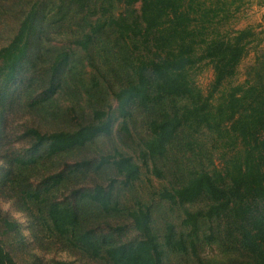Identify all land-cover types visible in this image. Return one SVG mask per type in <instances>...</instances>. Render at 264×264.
Wrapping results in <instances>:
<instances>
[{"label": "trees", "instance_id": "1", "mask_svg": "<svg viewBox=\"0 0 264 264\" xmlns=\"http://www.w3.org/2000/svg\"><path fill=\"white\" fill-rule=\"evenodd\" d=\"M58 1V8L70 10L77 15L78 26L85 27L71 39L74 46L88 50L103 29L113 35L118 51L128 43L131 56L124 63L120 82L118 75L117 83L108 86L112 107L92 108L88 117L64 129L26 128L28 149L50 158L108 135L114 124L125 132L127 120L139 109L144 113L146 134L137 156L144 169L162 177L161 163L172 147L190 151L185 155L184 171L174 172L180 174L178 180L151 191L168 205L181 207V217L177 226L165 221L158 232L151 220V205L137 200L125 206L118 201L117 191L138 178L140 165L115 148L79 164L94 171L109 167L119 179L109 177L105 185L73 187L56 199L53 191L75 174L76 167H61L40 176L37 171L22 175L18 171L19 178L15 174L10 182L24 183L22 202L28 198L38 204L41 224L63 247L104 264H166L170 254L185 259L191 254L197 259L198 247L207 243L232 255L228 254L226 262L207 260L206 264H264V80L254 71L251 81L245 76L239 83L223 86L233 76L247 38L252 36L249 27L230 34H218L211 27L217 13L226 11L224 0H117L122 7L116 15L108 13L93 21L86 9L98 2L104 11L103 3L111 5V0ZM133 4H137L135 12ZM39 5L40 0L29 3L10 39L0 45V87L18 79L31 36L41 31L37 29H41ZM257 26L259 32L264 31V12ZM69 57L64 49L53 53L40 100L56 91L65 73L70 75ZM202 60L211 67V89L222 88L213 101L210 91L202 94L189 73ZM206 137L209 148L204 147ZM203 152L214 153L219 165L210 157L205 158L209 167L202 163ZM34 162L30 157L18 161L29 167ZM83 208L87 212L81 215ZM97 216L125 217L135 236L120 240L127 225L107 223L102 228L92 220ZM2 226L3 233L16 230L14 222L6 219ZM0 264H18L1 244Z\"/></svg>", "mask_w": 264, "mask_h": 264}, {"label": "rangeland", "instance_id": "2", "mask_svg": "<svg viewBox=\"0 0 264 264\" xmlns=\"http://www.w3.org/2000/svg\"><path fill=\"white\" fill-rule=\"evenodd\" d=\"M32 0H0V45L5 44L14 33L17 24ZM228 2L224 12H218L211 27L218 34H230L232 31L249 27L252 36L245 45L244 53L234 66V74L224 81L225 88L241 82L245 76L250 81L254 71H258L264 80V31L259 32L257 24L264 12V0H224ZM58 0H40L37 12L38 23L41 25L40 33H33L26 57L21 62L18 79L14 83L0 87V244L8 251L18 264H104L101 261L89 259L77 251L63 247L60 242L50 235L46 226L40 219L38 204L26 198L23 203L22 186L24 183L13 184L11 178L18 171H37V175L45 171L74 166L77 171L69 175L53 191L56 199L67 195L73 187L89 186L93 183L105 185L109 177L119 179V176L109 167L94 171L92 167H83L82 160H95L98 155L110 152L113 148L132 157L140 165L138 178L128 188L117 191L118 201L125 206H133L137 200L151 205V220L158 227L169 221L175 226L181 217V207L168 205L165 201L151 194L161 186L173 185L180 174L174 172L184 171L186 157L190 151L182 152L172 147L166 160L161 163L162 177L154 176L144 169L137 156L141 138L146 134L144 113L136 109L135 114L126 122L127 130L120 131L114 124L108 135L95 137L92 141L67 151L45 158L37 152H31L29 137L23 133L26 128H35L41 131L64 129L69 123L88 117L92 108H107L114 105V100L108 86H113L122 77L124 63L131 56V46L127 43L125 49L118 51L113 35L101 30L98 39L91 43L88 50H82L71 43L77 32L85 27L78 26L77 15L70 10L58 8ZM112 5V6H111ZM111 5L103 3L104 11L98 2L86 9L87 17L93 21L95 18H105L108 13L116 15L122 4L111 0ZM134 12L137 4H133ZM225 13V14H224ZM210 30V28H209ZM64 49L70 53L67 64L70 75L65 73L56 91L47 99L43 89L47 84V66L51 56L57 50ZM253 68V69H252ZM193 84L202 94L210 91L211 100L216 97L222 88L211 89L212 71L205 60L197 61L189 69ZM223 87V88H224ZM29 95L28 98L26 96ZM44 106L43 109L40 107ZM25 132V131H24ZM203 138V137H202ZM206 137L203 142L209 148ZM204 162L209 167L210 157L214 165H219L214 153L203 152ZM34 159V164L22 166L18 161L28 158ZM148 163V161H147ZM148 164L147 169H149ZM31 169V170H30ZM16 177V178H17ZM36 183H31L34 186ZM20 185V186H19ZM50 197V196H49ZM25 199V198H24ZM42 210V209H41ZM40 211V212H39ZM87 209H82L81 215ZM2 219L14 222L15 232H2ZM93 222L105 228L107 223L113 225L123 223L125 230L118 238L129 240L135 236L130 221L125 217H93ZM105 230V229H103ZM197 259L191 254L187 259L181 255L168 256L166 264H206L207 260L226 262L228 254L213 243L202 244L197 249Z\"/></svg>", "mask_w": 264, "mask_h": 264}]
</instances>
